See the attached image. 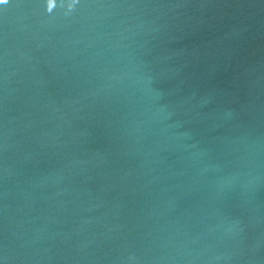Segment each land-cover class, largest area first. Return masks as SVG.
Instances as JSON below:
<instances>
[{
  "label": "water",
  "instance_id": "water-1",
  "mask_svg": "<svg viewBox=\"0 0 264 264\" xmlns=\"http://www.w3.org/2000/svg\"><path fill=\"white\" fill-rule=\"evenodd\" d=\"M0 264H264V0L0 3Z\"/></svg>",
  "mask_w": 264,
  "mask_h": 264
},
{
  "label": "snow or ice",
  "instance_id": "snow-or-ice-1",
  "mask_svg": "<svg viewBox=\"0 0 264 264\" xmlns=\"http://www.w3.org/2000/svg\"><path fill=\"white\" fill-rule=\"evenodd\" d=\"M4 2V0H0V3H3Z\"/></svg>",
  "mask_w": 264,
  "mask_h": 264
}]
</instances>
